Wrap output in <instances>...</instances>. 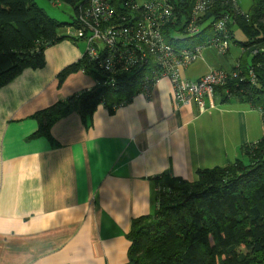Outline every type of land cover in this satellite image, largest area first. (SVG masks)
Returning a JSON list of instances; mask_svg holds the SVG:
<instances>
[{"label": "crops", "instance_id": "0c3cea01", "mask_svg": "<svg viewBox=\"0 0 264 264\" xmlns=\"http://www.w3.org/2000/svg\"><path fill=\"white\" fill-rule=\"evenodd\" d=\"M79 42L47 47L40 68L0 88V264H127L132 222L155 209V178L193 182L197 170L233 162L262 137L249 104L218 90L203 112L194 101L177 108L167 78L115 107L72 111L48 137L34 136L35 114L96 85L81 71L58 79L80 60ZM215 51L205 47L182 78L231 73L237 61Z\"/></svg>", "mask_w": 264, "mask_h": 264}, {"label": "trees", "instance_id": "16d2710c", "mask_svg": "<svg viewBox=\"0 0 264 264\" xmlns=\"http://www.w3.org/2000/svg\"><path fill=\"white\" fill-rule=\"evenodd\" d=\"M73 10L81 0H54ZM119 12L127 0H111ZM200 19L202 33L223 14H229V40L235 26L244 41L235 79L218 90L249 104L261 114L264 125V0H252L243 14L232 0H213ZM177 21L164 30H181L189 19L195 0H171ZM74 25L50 19L32 0H0V88L24 69H38L44 50L66 38L62 29ZM245 58V61H242ZM246 58H249V63ZM84 70L96 85L34 115L38 130L34 136H49L51 126L76 111L89 116L99 105L115 107L139 92L143 69L110 77L112 88L104 85L107 76L80 59L59 74ZM232 71V72H233ZM252 72L255 83L249 77ZM109 83V80L108 82ZM227 97V96H226ZM242 158L222 167L197 170L193 182L162 175L152 215L135 219L127 234L130 243L127 264H264V134L255 143L240 147Z\"/></svg>", "mask_w": 264, "mask_h": 264}, {"label": "built area", "instance_id": "2783aa9c", "mask_svg": "<svg viewBox=\"0 0 264 264\" xmlns=\"http://www.w3.org/2000/svg\"><path fill=\"white\" fill-rule=\"evenodd\" d=\"M213 0H195L189 19L181 30L170 31L176 40L192 39L202 34L204 26L200 19L213 5ZM118 13L111 0H81L74 8V25L65 34L69 40L83 41L85 49L80 59L94 64L112 88L110 80L120 74L142 70L139 92L149 93L161 78L170 82L175 107L194 101L203 112L205 103L213 102L217 88L237 77L236 72L214 70L189 82L180 75L181 70L193 64L201 56L205 47H214L220 55L229 49L228 25L232 21L229 14H223L211 23V37L199 46L176 50L165 42V28L174 24L177 17L171 0H127ZM81 72L85 73L83 69ZM251 83H255L249 72ZM227 97L228 90L224 91Z\"/></svg>", "mask_w": 264, "mask_h": 264}, {"label": "rangeland", "instance_id": "374dc122", "mask_svg": "<svg viewBox=\"0 0 264 264\" xmlns=\"http://www.w3.org/2000/svg\"><path fill=\"white\" fill-rule=\"evenodd\" d=\"M32 1L36 5L37 8H39L41 11H43V13L45 15H47L53 21H56V22L62 23V24H70V23H72V21L74 19L73 8L70 5L65 4L64 2H61V1L60 2H54V0H32ZM233 1L236 2L237 7H239V10L243 14L247 13L250 10L251 5H252V0H233ZM68 27L69 26H66L65 28L62 29V34H64V35L66 34ZM231 30H232V36L233 37H232V39L229 40L230 51L228 52L227 55H220V54L216 53V51H215L214 56L216 59H221L223 61H225V59H224V56H225V58H227L228 63L233 65L235 63V61H237V64H238V61H240L241 52H238L237 55H233V54H231V52H233L234 46L238 47L237 43L244 41V37H243L242 33L235 26H232ZM211 35H212V31L210 29H207L200 36H196L192 39L176 40V38L174 37L175 35H173V33H171L170 37L165 36L164 40L166 43L171 45L174 49L180 50V49L191 48V47H194L197 45L199 46L200 44H202L203 40L211 37ZM78 46L80 48H83V51H84L85 43L83 41H80L78 43ZM209 47H211V46H209ZM206 48H208V47H206ZM246 60L249 63V58H246ZM196 61L193 64L196 65V63H197ZM242 61H245V58ZM193 64H191L187 68L181 70V73H180L181 77H182V74L185 73V71L188 70ZM237 67H238V65L235 68H237ZM228 72L230 73V71H228ZM228 81L230 82L231 78ZM262 126H263V124L260 125V127H261L260 131H262V136H263L264 127H262ZM238 156H239V158H242L241 153Z\"/></svg>", "mask_w": 264, "mask_h": 264}, {"label": "bare ground", "instance_id": "6f19581e", "mask_svg": "<svg viewBox=\"0 0 264 264\" xmlns=\"http://www.w3.org/2000/svg\"><path fill=\"white\" fill-rule=\"evenodd\" d=\"M74 41V40H73Z\"/></svg>", "mask_w": 264, "mask_h": 264}]
</instances>
